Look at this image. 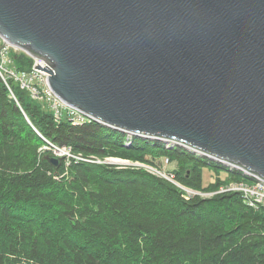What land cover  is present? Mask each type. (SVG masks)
Instances as JSON below:
<instances>
[{
    "label": "water",
    "instance_id": "95a60500",
    "mask_svg": "<svg viewBox=\"0 0 264 264\" xmlns=\"http://www.w3.org/2000/svg\"><path fill=\"white\" fill-rule=\"evenodd\" d=\"M0 38L98 123L264 181V0H0Z\"/></svg>",
    "mask_w": 264,
    "mask_h": 264
},
{
    "label": "trees",
    "instance_id": "16d2710c",
    "mask_svg": "<svg viewBox=\"0 0 264 264\" xmlns=\"http://www.w3.org/2000/svg\"><path fill=\"white\" fill-rule=\"evenodd\" d=\"M10 54L17 69L31 67L24 52ZM9 84L14 98L0 78V264H264V205L216 192L225 183L219 162L139 136L127 145L123 131L96 121H55ZM45 140L83 156L155 165L166 157L177 163L178 181L214 193L185 198L165 178L105 163L54 168L40 150ZM205 166L216 174L206 186Z\"/></svg>",
    "mask_w": 264,
    "mask_h": 264
},
{
    "label": "built area",
    "instance_id": "2783aa9c",
    "mask_svg": "<svg viewBox=\"0 0 264 264\" xmlns=\"http://www.w3.org/2000/svg\"><path fill=\"white\" fill-rule=\"evenodd\" d=\"M12 47L16 46L11 45L9 43L4 44V40L0 38V78L8 87L10 95L13 98L14 95L9 84L11 80L12 82L17 83L20 88L26 90L31 99L38 102L44 109L50 111L55 121H59L64 117H66L69 121H71V123L76 125L83 124L85 122L95 121L86 113L68 106L52 91L47 81L46 71L36 68L38 64L45 68L47 64L50 65V63H48L44 59L33 56L28 52L22 50L32 59V64L29 69L19 70L15 67L10 54ZM131 141L132 139L128 138V140L125 141V144L128 145L131 143ZM40 150L49 151L58 157H62V161H65L66 164H68L70 160L105 163L115 165L116 167H121L126 164H129L134 167L131 169H142L153 175L156 174V170H159L154 167L155 165H151L147 162L139 160L123 159L113 156H105L103 158H100L93 154L88 156H83L79 153L75 154L72 152L69 146L57 145L48 140H45V144L42 145ZM166 161L168 162L169 160L166 158ZM117 164H120V166H118ZM164 173L168 175H164L165 179L174 183L181 190L182 195L185 198H189L194 195H206L205 197H207L214 193L201 192L199 190L186 186L185 184L178 181L176 179L175 174L171 171ZM158 177L161 176L158 175ZM254 178L255 181H253L252 183H247L243 180H239L229 184H223L219 187L216 192L236 191L242 195L244 202L248 206L257 207L258 205H264V181L257 177Z\"/></svg>",
    "mask_w": 264,
    "mask_h": 264
},
{
    "label": "rangeland",
    "instance_id": "374dc122",
    "mask_svg": "<svg viewBox=\"0 0 264 264\" xmlns=\"http://www.w3.org/2000/svg\"><path fill=\"white\" fill-rule=\"evenodd\" d=\"M12 52H23L21 48H18V47H12L11 49ZM48 67H50L52 69V67L47 64ZM126 140H128V137L126 136ZM125 140V141H126ZM163 143V142H162ZM164 147L165 148H171L169 146H171V143H163ZM174 146V145H173ZM176 146V145H175ZM186 149V148H185ZM195 154V153H194ZM196 155V154H195ZM121 158V157H119ZM123 159H127V158H123ZM161 162L158 161L157 164L159 165H155L154 167H156L157 169L159 170H156L155 171V175H159L161 176L162 178L164 177V175L168 176L167 174H165L164 172H175L176 170V167H177V163L175 161H171L169 160L168 162L166 161V157H163V158H160ZM118 166H120V164H117ZM152 165V164H151ZM123 167H126V168H134L132 167L131 165L129 164H126L124 166H121L119 168H123ZM159 167V168H158ZM136 170V169H135ZM219 176L221 178V180L223 182H225L224 184H229V183H232V182H235V181H239V180H243L247 183H252L253 181H255V178L253 176H250L248 175L245 171L243 170H239V169H236V168H231L230 170H228L229 174L231 175L232 173H236L240 176H242V178L240 177V179H231L229 181H224L226 179V177L229 175L227 174L226 170L224 169H220L219 170ZM216 177V174L214 173V168L213 167H210V166H205L202 170V180H203V185L206 186L209 182H213L214 179ZM165 178V177H164ZM174 184V183H173ZM195 189V188H193ZM197 190V189H196ZM200 191V190H199ZM202 192V191H201ZM206 193H209V192H206ZM193 195V194H191ZM206 195H203L201 197H205Z\"/></svg>",
    "mask_w": 264,
    "mask_h": 264
},
{
    "label": "bare ground",
    "instance_id": "6f19581e",
    "mask_svg": "<svg viewBox=\"0 0 264 264\" xmlns=\"http://www.w3.org/2000/svg\"><path fill=\"white\" fill-rule=\"evenodd\" d=\"M46 73L48 74V72H47V71H46ZM48 155H54V154H52V153L50 152V154H48ZM54 156H56V155H54ZM223 184H224V183H223ZM223 184H221V185H223ZM221 185H220V186H221Z\"/></svg>",
    "mask_w": 264,
    "mask_h": 264
}]
</instances>
